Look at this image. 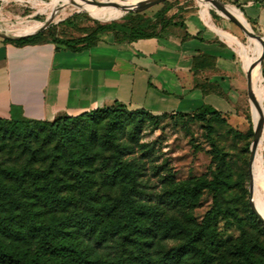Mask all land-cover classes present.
I'll return each instance as SVG.
<instances>
[{"label":"rangeland","instance_id":"obj_1","mask_svg":"<svg viewBox=\"0 0 264 264\" xmlns=\"http://www.w3.org/2000/svg\"><path fill=\"white\" fill-rule=\"evenodd\" d=\"M29 1L0 0V10L4 12L6 18H21L15 23L0 22L1 31L13 27L8 32L17 35L33 32L37 30L35 27L37 23L28 21L44 24L49 18V13L63 8L57 5L58 2L69 3L78 0ZM131 1L132 5L125 10L118 11L123 5L121 4L100 9L101 14L93 16L106 20L120 17L113 22L121 23L125 20V16L130 14L151 16L163 7V3L168 2L174 6L171 13L183 9V12L195 16L190 18L189 25L185 23L186 28L176 30L175 34L165 38L166 40L183 39L186 34L191 33L190 31L200 30L220 44L230 46L214 31L215 25L239 45L257 47V43L228 18L230 14L220 8L203 6L200 0H154L150 3L139 0L135 5L133 3L136 0ZM221 1L226 5L235 6L226 0ZM102 3L104 2L98 4ZM68 7L72 6L68 5ZM235 7L240 10L239 7ZM94 21L89 14L74 9L59 21H55L54 18L49 28L55 29L70 24L74 31H70L69 34L78 36L81 30L95 28L97 24ZM101 24L107 23L101 22ZM248 24L257 34L249 22ZM231 48L237 49L241 52V56L246 58L244 62L247 71H251L258 63L261 50L252 49L254 53H251L242 52L235 46ZM235 56L238 64L243 67L236 51ZM260 67L257 97L264 91V61ZM210 88V91L229 101L218 86L212 84ZM261 106L262 103L259 111ZM254 107L248 99L246 90L233 106L232 111H218L220 112L218 118L209 119L205 123L189 115L158 116L145 125L142 141L132 146L133 154L123 159V162L138 168L137 187L142 193L141 199L144 203L155 207L163 219H177L184 227L199 230L216 202L221 205V213L212 221L209 239L212 240L210 242L213 249L210 264H264V223L259 219V223L255 222L248 213L250 200L256 211L258 210L254 195L259 199L260 196L264 198V195L257 191V186L253 182L252 168L249 166L251 145L254 140ZM80 122L83 124L84 121ZM104 127L105 125H101L93 130L94 135L101 140L105 137ZM6 128L0 125V170L5 172L0 173V179L10 188L15 199L29 211L36 212L38 218L44 222H48L53 217L59 218L88 210L85 202L80 199L74 176L75 168L79 172L85 169L69 162L68 153L53 130L48 126L30 124V136L24 138L23 135L7 136ZM126 143H128L127 133H123L115 140L106 142L104 147L96 145L92 154L95 163L89 173L93 176L90 193L93 194L94 204L100 208L99 211L106 221L115 220L114 216L117 213L110 216L103 208L114 204L120 198L124 185L111 186L107 182L106 175L113 167L115 150ZM190 188L196 189L198 195L188 199L185 205L171 201L172 194H182ZM50 191H53L57 197L53 198L54 194ZM262 203L264 209V201ZM20 213L18 211L15 216L7 217L0 203V236H3V230L7 226H17L21 223ZM260 217L262 218L261 215ZM184 240L182 237L168 240L162 244V248L165 250L176 248L182 245ZM111 246L108 251L111 258L122 254L130 256L139 264L135 255L131 256V249L121 241L114 240ZM200 246L203 249L205 247L203 243H200ZM161 250L163 249L157 248V251L152 253L154 255L152 257L156 258L155 254H159ZM199 261L200 258H196L187 264Z\"/></svg>","mask_w":264,"mask_h":264},{"label":"trees","instance_id":"obj_2","mask_svg":"<svg viewBox=\"0 0 264 264\" xmlns=\"http://www.w3.org/2000/svg\"><path fill=\"white\" fill-rule=\"evenodd\" d=\"M173 9L174 6L166 2L151 16L130 14L125 16V20L121 23L101 24L95 20L94 23L97 24L95 28L81 30L78 36L69 34L70 31H74L73 27L64 24L20 40L4 41L20 45L52 41L72 51H79L94 45L99 36L106 32H113L119 40L127 42L165 39L172 37L176 30L186 28L183 17L178 13L169 16ZM53 14L62 16V14ZM35 23L37 30L42 29L43 23ZM194 38L196 36L186 34L183 39ZM214 67L213 60L212 69ZM166 115L168 114L153 115L144 110L129 111L124 105L115 104L78 116L61 117L53 122L0 118V125L7 127L6 135L9 137L18 135L29 137L30 124L48 126L53 130L64 145L69 162L85 169L79 172L75 168L74 176L80 199L88 207L84 212L67 214L59 218L53 217L48 222H44L38 218L36 212L29 211L19 200H16L10 188L0 179V203L5 214L7 217H13L18 211L21 212V223L17 226H7L3 230V236H0V264H138L130 256L122 254L111 258L108 251L114 240L128 246L131 249V256L135 255L139 264H187L196 258H200V261L192 264H210L213 249L210 242L212 240L209 239L212 221L221 213V205L216 202L199 230L186 228L177 219H163L155 207L144 203L141 199L142 193L137 187L138 168L123 162L126 156L133 154L132 146L142 141L145 125L158 116ZM173 115L181 117L189 115L205 123L209 119L218 118L220 112L204 106L194 114ZM82 120L83 124L80 122ZM101 125H105L104 140L97 138L93 133V130ZM123 133H127L128 143L115 150L113 167L108 171L106 179L111 186L124 185L120 198L114 204L104 206L103 209L108 215L114 216V213H117L114 216L115 220L106 221L99 211L100 208L95 206L94 196L90 193L93 176L89 173L95 163L92 154L96 145L104 147L106 142L115 140ZM0 173L5 172L0 170ZM50 193L54 194L53 191ZM196 195H198L197 190L190 188L182 194H172L171 201L185 205L188 199ZM52 197L57 196L54 194ZM254 198L258 205L257 213L264 218L263 203L255 195ZM248 213L255 222L259 223L250 206ZM181 237L185 239L182 245L169 250L162 248V244L166 241ZM200 243L205 245L204 249ZM157 248L163 250L153 258L152 253L156 252Z\"/></svg>","mask_w":264,"mask_h":264},{"label":"crops","instance_id":"obj_3","mask_svg":"<svg viewBox=\"0 0 264 264\" xmlns=\"http://www.w3.org/2000/svg\"><path fill=\"white\" fill-rule=\"evenodd\" d=\"M226 1L264 38V0ZM176 13L187 25L195 16L183 9L169 16ZM11 28L3 31L17 35ZM190 32L196 38L134 42L106 32L79 51L52 41L20 45L0 38V118L53 122L115 104L153 115L192 114L204 106L232 111L247 90L246 58L200 30ZM212 84L229 101L209 91Z\"/></svg>","mask_w":264,"mask_h":264},{"label":"bare ground","instance_id":"obj_4","mask_svg":"<svg viewBox=\"0 0 264 264\" xmlns=\"http://www.w3.org/2000/svg\"><path fill=\"white\" fill-rule=\"evenodd\" d=\"M18 1H26V0H18ZM27 1L30 2L29 0H27ZM100 2H104V3L98 4ZM138 2H139V0H136L133 4L135 5ZM200 3L203 6H209L211 8L214 7V8L219 9L217 3L214 0H200ZM121 4H123V5L119 8L118 11H122V10H125L126 8H128L130 5H132V1L131 0H87V1L80 0L79 1L78 0V1H71L69 3L60 1V2H58L57 5L63 6V8L57 9V11L54 13L62 14V16L55 15L53 13H49L48 17L55 18L57 21H59L65 17H67L69 15V13H71L74 9L81 10V11H87L92 15H100L101 14L100 9L108 8V7H112V6H117V5H121ZM68 5H71L72 7H68ZM227 11H228V14H230L234 18H236L240 23H242V25H244L248 29H251L250 25L245 20L242 12L240 10H238L235 6L228 5ZM18 19H21V18H16V17H12L10 19L6 18V16H4V12L2 10H0V22H3V24L15 23ZM22 21L25 22V20H23V19H22ZM28 22H36V21H28ZM43 26H44V24H43ZM3 27H7V26L3 25ZM40 30L41 29L26 33L23 35L33 34V33L39 32ZM215 32L226 43L230 44L231 46L237 47L242 52L254 53L252 51V49H254V50H258V51L261 50V54H262V44L256 39L252 38L257 43V47L255 48V47H253V45L250 44L252 47V48H250V46L239 45L230 36H228L222 29H219L216 26H215ZM23 35H21V36H23ZM261 54L259 56L258 63L252 67V69L255 67V69L253 70V79H254L255 84H256L255 85V94H256V88H257V84H258V74L261 72V67L259 65ZM256 98H257V106L254 107V125H255V128H259L260 137H259L257 146H256L255 151H254V157H253L252 163L250 165V168H252L253 182L257 186L258 193L264 195V138H263V136H264V121H263L264 91H262L258 95V97L256 95ZM261 103H262V106H261V109L259 111ZM251 186H252V181H251ZM260 199L262 201H264V198H262L261 196H260Z\"/></svg>","mask_w":264,"mask_h":264},{"label":"water","instance_id":"obj_5","mask_svg":"<svg viewBox=\"0 0 264 264\" xmlns=\"http://www.w3.org/2000/svg\"><path fill=\"white\" fill-rule=\"evenodd\" d=\"M82 1H87V0H82ZM154 1V0H153ZM218 7L220 8V10H222L223 12L225 13H228L227 11V6L224 2H222L221 0H214ZM87 14H89L94 20L96 21H99V22H102V23H111L113 21H116L117 19H119L120 17H117V18H113V19H101V18H98V17H95L93 15H91L89 12L87 11H83ZM232 22H234L237 26H239L241 28V30L249 37L253 38V39H256L258 40L261 44H262V54H261V58H260V61H259V65L261 66L262 65V62L264 61V38L258 34H256L252 29H248L246 28L244 25H242V23H240L236 18H234L233 16L229 15L228 17ZM53 20L54 18H48L46 20V22L44 23V26L43 28L39 31V32H36V33H33V34H28V35H23V36H9L7 33L3 32L0 30V38L4 39V40H20L22 38H25V37H29V36H32V35H36L40 32H43L45 30H47L53 23ZM251 28V27H250ZM255 69V67L249 72V73H246L245 72V76H246V81H247V95H248V99L250 101V103L253 105V106H257V98H256V94H255V81L253 79V70ZM259 137H260V130L259 128H255L254 127V140H253V143L251 145V155H250V162H249V166L251 165L252 163V160H253V157H254V151H255V148L257 146V143H258V140H259ZM249 192H250V196H251V193H252V186H251V183L249 185ZM250 207H251V210L252 212L258 217V219L264 223V220L260 217V215L257 213L255 207H254V204L252 202V200H250Z\"/></svg>","mask_w":264,"mask_h":264}]
</instances>
